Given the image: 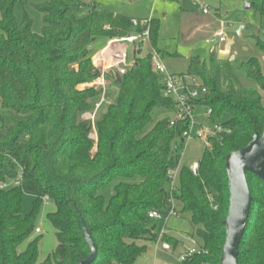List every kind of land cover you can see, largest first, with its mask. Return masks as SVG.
<instances>
[{
  "label": "trees",
  "instance_id": "16d2710c",
  "mask_svg": "<svg viewBox=\"0 0 264 264\" xmlns=\"http://www.w3.org/2000/svg\"><path fill=\"white\" fill-rule=\"evenodd\" d=\"M18 2L0 0V264H78L90 254L83 228L96 252L91 264H134L156 239L146 226L148 214L166 210L167 174L180 164L186 123L170 127L169 117L153 122L154 111L172 114L174 108L163 96L149 50L134 52L124 75L104 74L118 88L116 102L94 124L83 120L102 95L88 87L99 77L92 58L100 50L93 45L129 36L132 19L81 0H45L36 7L43 25L37 35L26 15L16 21ZM245 2L254 17L264 19L261 1ZM83 8L87 14L76 17ZM158 31L151 20L150 45L163 60L168 54L157 48ZM253 38L264 55V41ZM235 72L255 89L238 93L232 83L224 84L215 52L207 61L188 58L186 72L178 75L201 82L206 96L199 104L211 111L209 123L227 116L222 125L230 130L204 148L195 175L179 169L173 198L179 214L189 216L199 252L178 264H218L228 211L225 158L264 130L261 65L249 58ZM245 177L251 203L237 264H264V182ZM21 182L38 191L29 215H22ZM44 198L54 206L47 220L58 245L37 263L39 237L18 249L35 233Z\"/></svg>",
  "mask_w": 264,
  "mask_h": 264
},
{
  "label": "rangeland",
  "instance_id": "374dc122",
  "mask_svg": "<svg viewBox=\"0 0 264 264\" xmlns=\"http://www.w3.org/2000/svg\"><path fill=\"white\" fill-rule=\"evenodd\" d=\"M45 0H19L14 7V17L18 23L23 21L24 15L32 23V32L40 35L42 29V16L36 7L43 4ZM85 5L95 4L99 9L106 10L113 14L124 15L140 25L144 20H153L159 26L158 31V50L165 52L168 56L163 59V64L168 73L178 76L184 74L187 68L188 58L198 56L207 61L209 55L215 50L216 59L221 69L222 80L224 84L232 83L238 93L246 89H255L254 84L245 80L235 72V66L240 61L249 58H256L264 76V55L258 52L255 47L254 36H258L264 41V19L254 17L252 11H242L243 0H202L204 6L208 9V14L203 15L198 6L191 0H81ZM87 14L86 9H81L75 13V16L82 18ZM240 29H242L240 31ZM223 30L224 43H210L214 34ZM239 32V33H238ZM135 29H132L131 35H134ZM107 43L99 40L93 45L96 51L101 50ZM119 48V47H118ZM117 48V50H118ZM143 52L147 51L142 47ZM116 50V51H117ZM100 52V51H99ZM97 52L96 54H98ZM133 65V53L131 47L126 50V63L123 68L129 70ZM112 76L116 72L112 71ZM104 87L92 86L102 90V95L94 102L92 112L82 116L83 120H88L92 124L96 122L107 107L116 102L118 88L111 80L105 81ZM86 86H80L82 90ZM100 107L95 112V105ZM172 117L170 113L154 111L153 122ZM228 120L223 117L219 123L222 124ZM91 139L95 141L94 130L91 133ZM205 145L201 140L192 139L185 142L181 152L180 168L191 167L192 164L200 162ZM174 185H178V176L174 179ZM22 192V215H29L33 210V203L38 198V191L30 182H21ZM111 191L107 193L110 195ZM178 211V208H176ZM54 211L51 203L47 205L42 202L39 212L36 216L35 224L40 229V234H32L20 247L23 251L26 245L34 238L39 237L38 246L39 255L37 263L43 262L57 247L55 230L47 220V214ZM146 226L155 227L156 237L163 231L165 236L182 241L176 247L170 245L166 240H155L147 243L146 252L140 256L134 264H178L180 258L187 251L198 248V242L195 238L188 215L169 217L166 222L163 220H148ZM169 245L170 250L162 249V244ZM146 244V246H147Z\"/></svg>",
  "mask_w": 264,
  "mask_h": 264
},
{
  "label": "built area",
  "instance_id": "2783aa9c",
  "mask_svg": "<svg viewBox=\"0 0 264 264\" xmlns=\"http://www.w3.org/2000/svg\"><path fill=\"white\" fill-rule=\"evenodd\" d=\"M191 1L198 6L203 15L208 14V9L204 6L202 0ZM259 1L264 4V0ZM150 24L151 20H144L140 25L137 23V21L132 20V28L135 30L142 29L143 31L141 33H136L134 35L130 34L125 38L110 40L98 54L94 55L92 58V64L93 67L99 72V77L95 83L92 84V86L104 87L106 84L104 74L107 72L115 71L120 76L127 72V69L122 67L126 63L127 47H131L132 53L140 50V56L144 55V53H142V47H146V49L151 53L152 69L161 78L163 96L173 103L174 109L169 126L173 127L178 121L186 123V130L181 136V142L183 145L185 142H188L192 139H197L201 140L205 147H207L208 143L218 135H229L230 130L219 122L213 124L209 123L211 111L199 104L206 96V89L202 86L201 82L194 78L175 76L167 72L160 55L157 53V51L153 50L150 45ZM216 41H218V43L225 42L223 30L217 31L213 38L210 39L211 44H214ZM99 107V105H96L95 112ZM179 169L180 164L177 169L169 171L167 174L169 183L168 195L166 198V210L163 213L150 212L148 214V220H163L166 222L169 217L178 216V211L176 210V205L173 198V192L176 189V186L174 185V179L176 175L178 176ZM189 169L195 175L198 170V163L192 164ZM19 185L20 177L14 182V186ZM43 202L46 205L48 204L46 198L43 199ZM34 232L36 234H40V229L36 228ZM164 236L165 234L162 231L155 240L162 241ZM162 249L169 251L170 247L166 243H163ZM198 252V248L196 250L192 249L187 251L186 254L180 258L179 262L184 261Z\"/></svg>",
  "mask_w": 264,
  "mask_h": 264
},
{
  "label": "water",
  "instance_id": "95a60500",
  "mask_svg": "<svg viewBox=\"0 0 264 264\" xmlns=\"http://www.w3.org/2000/svg\"><path fill=\"white\" fill-rule=\"evenodd\" d=\"M249 10V3L243 1L242 11ZM224 171L227 178L228 211L222 222L225 239L218 264H237L238 246L247 224L251 203L245 174H251L264 182V130L260 136L255 134L244 149L226 156ZM82 231L90 254L78 264H91L96 257L95 248L87 230L83 228Z\"/></svg>",
  "mask_w": 264,
  "mask_h": 264
},
{
  "label": "crops",
  "instance_id": "0c3cea01",
  "mask_svg": "<svg viewBox=\"0 0 264 264\" xmlns=\"http://www.w3.org/2000/svg\"><path fill=\"white\" fill-rule=\"evenodd\" d=\"M213 52H215V50H213ZM148 228V227H147ZM150 232L155 236L156 238V234H155V227H152V228H149ZM178 241V240H177ZM180 244H182V241H178ZM152 243V242H151ZM147 247H148V244H147Z\"/></svg>",
  "mask_w": 264,
  "mask_h": 264
}]
</instances>
